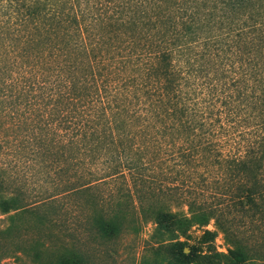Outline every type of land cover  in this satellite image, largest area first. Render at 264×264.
<instances>
[{
	"label": "trees",
	"instance_id": "1",
	"mask_svg": "<svg viewBox=\"0 0 264 264\" xmlns=\"http://www.w3.org/2000/svg\"><path fill=\"white\" fill-rule=\"evenodd\" d=\"M21 173L65 177L103 240L213 221L245 263L264 233V0H0V192Z\"/></svg>",
	"mask_w": 264,
	"mask_h": 264
},
{
	"label": "rangeland",
	"instance_id": "2",
	"mask_svg": "<svg viewBox=\"0 0 264 264\" xmlns=\"http://www.w3.org/2000/svg\"><path fill=\"white\" fill-rule=\"evenodd\" d=\"M13 169L10 163L6 172ZM27 173L3 177L8 185L0 192L2 198L17 194L32 212L4 214L0 209V264H48L66 249L80 252L88 264H239L229 255L231 245L213 221L205 227H168L161 238L152 237L154 225L147 223L137 232L125 229L116 238L103 240L62 195L60 184L65 177H30ZM157 182L164 188L171 180L161 177ZM173 183L175 190L170 189H178L177 193L188 191L180 187V181ZM33 212L46 223L38 222ZM13 215L17 217L11 225L9 217ZM206 231L213 232L214 238ZM255 236V241L249 243V259L242 264H264V233Z\"/></svg>",
	"mask_w": 264,
	"mask_h": 264
}]
</instances>
